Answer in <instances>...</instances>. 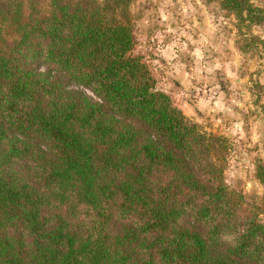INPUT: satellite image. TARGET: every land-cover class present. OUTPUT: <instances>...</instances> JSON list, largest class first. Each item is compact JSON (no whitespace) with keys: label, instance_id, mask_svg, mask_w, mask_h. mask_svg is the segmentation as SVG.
I'll return each mask as SVG.
<instances>
[{"label":"trees","instance_id":"obj_1","mask_svg":"<svg viewBox=\"0 0 264 264\" xmlns=\"http://www.w3.org/2000/svg\"><path fill=\"white\" fill-rule=\"evenodd\" d=\"M129 1L0 0V264H264L227 139L155 90Z\"/></svg>","mask_w":264,"mask_h":264},{"label":"rangeland","instance_id":"obj_2","mask_svg":"<svg viewBox=\"0 0 264 264\" xmlns=\"http://www.w3.org/2000/svg\"><path fill=\"white\" fill-rule=\"evenodd\" d=\"M221 2L130 0L133 54L191 123L227 139L224 185L264 222V184L256 178L264 163V19L244 27Z\"/></svg>","mask_w":264,"mask_h":264},{"label":"crops","instance_id":"obj_3","mask_svg":"<svg viewBox=\"0 0 264 264\" xmlns=\"http://www.w3.org/2000/svg\"><path fill=\"white\" fill-rule=\"evenodd\" d=\"M240 81V80H239Z\"/></svg>","mask_w":264,"mask_h":264}]
</instances>
